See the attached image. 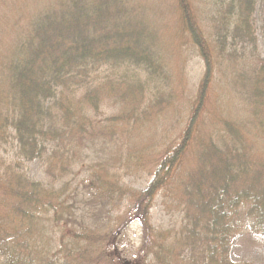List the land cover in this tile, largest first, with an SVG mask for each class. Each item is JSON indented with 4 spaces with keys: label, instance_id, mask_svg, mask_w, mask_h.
I'll return each instance as SVG.
<instances>
[{
    "label": "trees",
    "instance_id": "trees-1",
    "mask_svg": "<svg viewBox=\"0 0 264 264\" xmlns=\"http://www.w3.org/2000/svg\"><path fill=\"white\" fill-rule=\"evenodd\" d=\"M143 1L39 0L2 39L0 142L41 172L31 179L0 160V264H254L230 252L264 245V52L253 25L258 11L264 36V0H200L216 8L203 17L197 0ZM165 2L177 38L204 60L198 95L213 62L227 72L216 109L196 92H159ZM153 108L165 112L150 127ZM133 174L148 179L142 191L125 180ZM153 203L170 219L151 222ZM132 222L141 237L123 262Z\"/></svg>",
    "mask_w": 264,
    "mask_h": 264
},
{
    "label": "rangeland",
    "instance_id": "rangeland-1",
    "mask_svg": "<svg viewBox=\"0 0 264 264\" xmlns=\"http://www.w3.org/2000/svg\"><path fill=\"white\" fill-rule=\"evenodd\" d=\"M43 0H41L42 2ZM165 1V0H164ZM41 2L39 0H0V67L2 65L7 66L9 62H6L4 59L7 54L8 45L11 46V41L14 39L15 34L12 33V26L15 25L16 22H19L20 25H24L26 23L25 16H28V12L30 14V11L37 10L39 7H41ZM169 2V0H168ZM163 3V15L159 14L158 12H161L159 9L156 10V12L161 15V18H157L158 21L161 23L160 27L165 25L167 23L168 29L164 31L166 33L165 37V47H166V54L163 56L166 60L165 65L167 64V67L169 68V75L167 77L168 84L166 85V80L164 78L163 84L161 87V90L159 92H162L161 94L164 95V98L171 92V95L177 94L181 98H185L186 96H190L191 93H195L192 96L194 100H200L204 101L207 99L208 103L213 107L217 108L218 105L216 104L219 100L216 99L218 92V84L220 83L222 87L225 81H228V75L227 72L225 76H221L219 72L216 70L214 71V62L213 64V71L209 73V77L211 76V83L210 88L207 91H204V95L199 94L198 95V89L200 88V82L199 79L201 76H203V69H204V60L203 58L198 54V51L196 52L193 47H189L191 44V41L186 36L183 39L177 38L175 35L173 25H176L177 17H176V10L175 6L172 3V6L166 7L167 3ZM143 3L147 6L148 4L145 3V0ZM215 4L212 3H202L200 0H197L196 2H193V11L196 13L197 16L203 17L206 14V11L208 9L216 10L215 7H213ZM155 5L151 6L154 7ZM148 7V8H151ZM214 12V11H213ZM254 27L256 30V38H257V47L260 52H264V36H262V33L260 32V25L261 22V14L257 12L254 13ZM158 17V16H157ZM154 18V17H153ZM152 18V19H153ZM21 19V20H20ZM202 19V18H200ZM14 27V26H13ZM163 34V33H162ZM169 35V36H168ZM3 36L5 38H3ZM2 39L11 40L9 43L5 40L4 43ZM182 40V44L181 41ZM101 70L98 71L99 76H101ZM140 73H138L139 75ZM138 85L140 87L146 85L145 84V78L140 74ZM226 86V85H224ZM150 88L146 87V90L150 92ZM171 89V90H170ZM153 91V90H152ZM151 94V93H150ZM197 95V96H196ZM196 96V97H195ZM154 98V97H153ZM109 100V99H108ZM106 105L110 106L111 101H107ZM159 106L163 109V104H159ZM115 110V108H113ZM159 108H153L152 109V116L149 118L150 121L147 124L148 126H153L157 122V119L163 115L165 111L162 112L159 111V116H156L157 113L153 114L154 111H158ZM156 117V118H155ZM184 121V118L180 119L179 122V128L180 130L184 131L186 124ZM183 125L181 126V124ZM157 124V123H156ZM176 124V123H175ZM196 128V125L193 126V128ZM198 127L195 129L198 133ZM176 134V132H174ZM178 136V135H177ZM180 137L176 139V141ZM19 146L11 142V140L5 143L0 142V160L2 162L10 165V167L18 166L20 167V171H22L24 174L28 175L31 179H37L40 176L41 168H39L40 163L36 161V159L31 160H23V158L20 157V154L18 155ZM166 148V147H164ZM163 148L157 147L156 153H158L159 156V150ZM158 151V152H157ZM154 155V153L152 152ZM4 166V165H3ZM6 168V167H5ZM13 168V167H12ZM18 169V170H19ZM134 176L125 179L127 182L130 183L131 187L133 189L142 191L147 187V180L145 179V175L143 174H133ZM134 200V198H133ZM157 202V201H156ZM155 202V203H156ZM155 203L152 204V208L150 209V213L152 214V220L151 222H158V220L162 219L167 220L170 217H161L160 213L158 211V206L153 207ZM118 206H115L114 209H117ZM121 209V208H120ZM140 226L136 222H132L124 235L121 237L119 245H118V252L120 253L122 257L123 262L131 261V256L134 252V250L137 248L139 241H140ZM243 247V246H242ZM238 244H233L231 247L230 252V259L235 262H241L243 260H251L254 262V264H264V245L258 247L254 250H248V248H242Z\"/></svg>",
    "mask_w": 264,
    "mask_h": 264
}]
</instances>
